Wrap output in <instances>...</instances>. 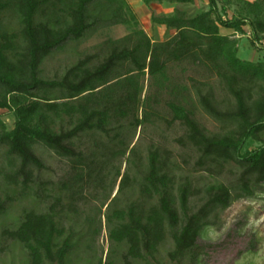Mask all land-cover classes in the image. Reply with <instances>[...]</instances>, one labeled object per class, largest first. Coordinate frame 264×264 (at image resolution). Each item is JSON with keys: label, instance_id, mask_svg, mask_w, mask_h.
<instances>
[{"label": "trees", "instance_id": "1", "mask_svg": "<svg viewBox=\"0 0 264 264\" xmlns=\"http://www.w3.org/2000/svg\"><path fill=\"white\" fill-rule=\"evenodd\" d=\"M141 1L149 8L157 0ZM161 1L192 4L196 0ZM236 2L242 6L226 18L227 7ZM151 20L154 25L175 29L177 35L155 43L144 30H137L112 42L110 53L98 65L91 67L96 56H88L61 79L43 80L41 66L54 51L82 40L95 26H130L136 23V15L127 0H0V110L15 116L12 130L0 116V150L4 149L7 158L0 177L9 187H21L24 193L31 190L36 172L46 168L35 152L37 145H43L71 163L74 177L66 185L71 191L68 208L77 211L75 201L82 197L86 177L104 184L109 160L130 153L126 159L130 167L123 175L117 171L116 178H121L118 192L105 214L109 239L128 245L123 264L133 260L151 264L169 238L175 245L169 253L171 262L182 264L189 256L191 264H200V256L207 255L212 246L199 244L203 232L215 225L211 217L218 218L235 201L254 197L257 188L264 186V61L242 59L239 39L222 33L224 28L245 35L247 26L252 43L262 42L264 0H209V10L194 17L175 11L169 16L153 15ZM188 57L218 77L224 99L219 100L212 87L206 90V84L202 89L195 87L202 110L220 125L219 132L204 127L182 101L171 102L173 122L186 128L178 142L199 154L196 165L211 176H223L227 166L235 164L239 169L236 182H215L202 188L189 178L179 183L170 153L164 154L159 147L149 150L148 165L141 170L137 146L131 148L125 139L107 161H99L96 152L87 154L76 148L73 140L83 133L108 135L113 118L121 121L132 116L136 128L148 122L151 114L139 116L150 101L142 99L140 78L149 74L163 87L161 78L167 79V66ZM125 64L128 68L120 71ZM65 116L72 128L61 124L57 130ZM254 141L262 145L247 149ZM137 184L141 198L147 201L137 199L119 206L120 195ZM196 199L202 202L199 207ZM62 202L58 197L48 212H25L17 229L5 231L9 239L29 250V264L67 263L75 234L61 227L57 209L59 205L65 208ZM5 210L0 201V212ZM94 231L100 232L98 228ZM254 249L251 243L246 252Z\"/></svg>", "mask_w": 264, "mask_h": 264}, {"label": "rangeland", "instance_id": "2", "mask_svg": "<svg viewBox=\"0 0 264 264\" xmlns=\"http://www.w3.org/2000/svg\"><path fill=\"white\" fill-rule=\"evenodd\" d=\"M127 2L136 15V23L132 21L130 26L103 24L93 27L82 40L68 42L63 49L54 51L42 64L40 78L61 79L69 68L88 56H96L91 67L98 65L110 53L114 46L112 42L122 40L137 30H144L155 43L167 42L177 35L175 29L154 25L151 20L153 15L163 17L181 11L188 17H194L209 10V0H196L192 4H170L157 0L149 8L141 0ZM241 6L236 2L227 7L228 14L225 17L232 18ZM223 8V3H220V9ZM6 21L9 22V19ZM245 29L247 30L245 35L235 34L233 30L224 28L222 33L239 39V56L242 59L263 62L264 38L262 42L253 44L249 27L246 26ZM128 66V64L120 66L119 70L124 71ZM166 77V80L161 78L164 81L163 87L158 86L157 80L149 74L140 78V83L144 86L142 99L150 98V101L149 105L140 109L139 116L144 117L145 112L151 114L148 122L136 128L132 116L121 121L113 118L108 135L99 132L83 133L73 140L76 148L87 154L96 152L99 154V161H107L111 157V151L119 149L120 141L125 139L131 148L137 146L141 170H145L148 165L149 150L152 147H159L164 154L165 151L170 153L173 171L179 183L189 178L195 186L202 188L215 182H236L239 169L233 163L227 166L223 176H211L199 169L196 165L199 154L178 142L185 135L186 128L179 121L173 122L174 112L170 107L171 102L182 101L187 108L194 111L195 118L204 127L210 132H219L220 125L202 110L195 89V87L202 89V84H206L207 87L203 86L206 90L212 87L219 100L224 99L218 77L202 63L195 62L190 57L171 62L167 66ZM59 94L60 92L56 93ZM0 116L10 130L14 129L15 116L12 113L0 110ZM61 124L66 129L72 128L66 116L57 124V130L61 128ZM118 134H121L119 138ZM261 138L264 139V132ZM260 145L261 142L254 141L247 149L253 150ZM35 152L46 168L36 172L31 190L24 193L21 187H9L0 177V201L6 206V210L0 212V264L30 263L29 250L20 242L9 239L5 231L17 229L27 211L48 212L58 197H62V203L66 204L64 209L60 205L57 209L60 212L61 227H65L67 233L72 230L75 234L73 240L75 247L69 254L66 264H99L100 261L105 263L109 260L123 264L128 245H119L109 239L105 214L108 211L107 205L118 192L121 178H116L117 171L120 170L123 175L130 167L126 161L130 153L126 157L109 160L110 164L103 172V175H108L104 184H100L95 178L86 177L82 197L75 201L77 211H73L68 208V203L71 202L68 195L71 191L66 188L74 177L71 163L43 145H37ZM131 159L134 160V157L131 156ZM6 166L5 151L1 149L0 167ZM137 199L143 200L138 184L132 185L127 193L121 194L118 204L124 206L129 201ZM195 203L198 207L202 205L197 199ZM99 209H102V212ZM211 220L215 225L203 232L199 244L212 246L208 249L207 255L200 256V264H264V186L257 188L254 197L235 201L229 209L219 212L218 218L212 216ZM96 228L100 230L98 234H95ZM251 243L255 244V249L246 252ZM174 248L173 240L167 239L160 247L156 258L151 259V264H177L171 262L169 258V253ZM132 264L145 263L133 260ZM182 264H191L190 257L183 260Z\"/></svg>", "mask_w": 264, "mask_h": 264}]
</instances>
